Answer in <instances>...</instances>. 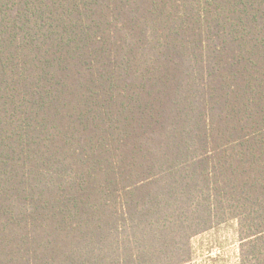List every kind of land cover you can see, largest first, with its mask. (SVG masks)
<instances>
[{"label": "trees", "instance_id": "1", "mask_svg": "<svg viewBox=\"0 0 264 264\" xmlns=\"http://www.w3.org/2000/svg\"><path fill=\"white\" fill-rule=\"evenodd\" d=\"M212 201L264 264V0H0V264H190Z\"/></svg>", "mask_w": 264, "mask_h": 264}, {"label": "rangeland", "instance_id": "2", "mask_svg": "<svg viewBox=\"0 0 264 264\" xmlns=\"http://www.w3.org/2000/svg\"><path fill=\"white\" fill-rule=\"evenodd\" d=\"M212 202L215 206L214 214L209 215L212 227L191 238L190 264H256L257 260L251 258L258 248L243 239L247 228H241L236 219L224 215L217 203Z\"/></svg>", "mask_w": 264, "mask_h": 264}]
</instances>
